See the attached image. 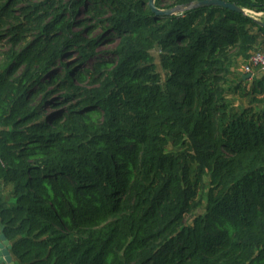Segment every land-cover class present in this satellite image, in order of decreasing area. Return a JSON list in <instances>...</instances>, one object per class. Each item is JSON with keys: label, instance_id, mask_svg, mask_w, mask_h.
<instances>
[{"label": "trees", "instance_id": "16d2710c", "mask_svg": "<svg viewBox=\"0 0 264 264\" xmlns=\"http://www.w3.org/2000/svg\"><path fill=\"white\" fill-rule=\"evenodd\" d=\"M223 1L264 23V0ZM262 49L221 6L0 0L15 264H264V71L237 70Z\"/></svg>", "mask_w": 264, "mask_h": 264}, {"label": "water", "instance_id": "95a60500", "mask_svg": "<svg viewBox=\"0 0 264 264\" xmlns=\"http://www.w3.org/2000/svg\"><path fill=\"white\" fill-rule=\"evenodd\" d=\"M148 6L155 15H172L182 13L188 9H194L197 7H207V6H221L225 7L239 13H244V10L239 6L229 3L223 0H195L187 4L175 5L168 9H160L154 5V0H148ZM259 25L264 27V23L258 18H253ZM245 77H250V74H246ZM11 245L9 241L0 233V262L5 261L6 264H14L12 256L10 254Z\"/></svg>", "mask_w": 264, "mask_h": 264}, {"label": "built area", "instance_id": "2783aa9c", "mask_svg": "<svg viewBox=\"0 0 264 264\" xmlns=\"http://www.w3.org/2000/svg\"><path fill=\"white\" fill-rule=\"evenodd\" d=\"M250 12H253V11L244 10V14L249 15ZM254 13L256 15H253L255 17L251 16L252 18H256L257 16L259 17V15L262 14V13H256V12H254ZM252 67H257L259 69V71H264V49L254 51L250 55L248 61L246 63L242 64V66H241V72L243 74H250V75H252V73H253V68ZM0 264H6V262L3 261V262H0Z\"/></svg>", "mask_w": 264, "mask_h": 264}, {"label": "rangeland", "instance_id": "374dc122", "mask_svg": "<svg viewBox=\"0 0 264 264\" xmlns=\"http://www.w3.org/2000/svg\"><path fill=\"white\" fill-rule=\"evenodd\" d=\"M249 15L250 16H253V15H256L254 12H250L249 13ZM263 16V13L261 14V15H259V17L257 16L256 18H258L259 20L261 19V17ZM253 17H255V16H253ZM110 46L109 45H103L102 47H101V49L102 50H107L108 48H109ZM241 66H242V63L239 61V63H238V66H237V70L240 72L241 71ZM253 68V71L254 72H256V71H258V68L257 67H252ZM190 217L189 216H187L186 217V221H190Z\"/></svg>", "mask_w": 264, "mask_h": 264}, {"label": "crops", "instance_id": "0c3cea01", "mask_svg": "<svg viewBox=\"0 0 264 264\" xmlns=\"http://www.w3.org/2000/svg\"><path fill=\"white\" fill-rule=\"evenodd\" d=\"M0 233H1V228H0ZM13 262H14V260H13ZM14 264H15V262H14Z\"/></svg>", "mask_w": 264, "mask_h": 264}]
</instances>
